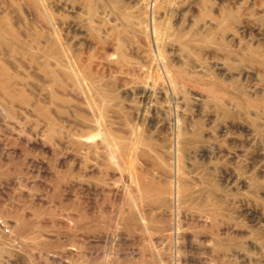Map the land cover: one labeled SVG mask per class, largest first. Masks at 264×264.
I'll return each instance as SVG.
<instances>
[{
  "label": "rangeland",
  "instance_id": "1",
  "mask_svg": "<svg viewBox=\"0 0 264 264\" xmlns=\"http://www.w3.org/2000/svg\"><path fill=\"white\" fill-rule=\"evenodd\" d=\"M0 264H264V0H0Z\"/></svg>",
  "mask_w": 264,
  "mask_h": 264
}]
</instances>
